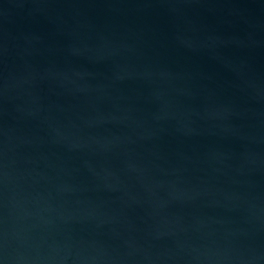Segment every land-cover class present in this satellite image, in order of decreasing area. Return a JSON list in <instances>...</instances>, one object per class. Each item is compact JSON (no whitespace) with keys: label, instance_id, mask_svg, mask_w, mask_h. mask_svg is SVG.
I'll return each mask as SVG.
<instances>
[{"label":"water","instance_id":"water-1","mask_svg":"<svg viewBox=\"0 0 264 264\" xmlns=\"http://www.w3.org/2000/svg\"><path fill=\"white\" fill-rule=\"evenodd\" d=\"M0 264H264V0H0Z\"/></svg>","mask_w":264,"mask_h":264}]
</instances>
